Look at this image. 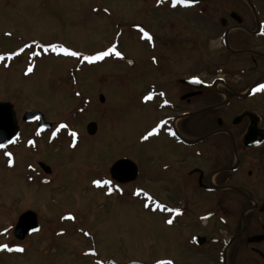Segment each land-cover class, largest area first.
Returning a JSON list of instances; mask_svg holds the SVG:
<instances>
[{
    "label": "rangeland",
    "instance_id": "374dc122",
    "mask_svg": "<svg viewBox=\"0 0 264 264\" xmlns=\"http://www.w3.org/2000/svg\"><path fill=\"white\" fill-rule=\"evenodd\" d=\"M135 1L0 0V55L22 49L17 61L0 65V100L13 105L22 125L17 143L0 150V245L12 249H0V264H158L183 258L178 228L147 210L143 198L145 189L158 196L160 191L145 178L143 136L155 115L143 103V48L127 31L138 17ZM49 46H55L51 53ZM113 47L119 56L84 59ZM30 109L55 127L39 132L36 124L26 125L22 117ZM91 121L98 124L94 135L87 132ZM156 149L159 156L162 146ZM122 157L138 163L135 182L110 177L111 165ZM96 180L111 183L98 186ZM27 210L37 213L41 227L18 240L14 228Z\"/></svg>",
    "mask_w": 264,
    "mask_h": 264
},
{
    "label": "flooded vegetation",
    "instance_id": "af4514ba",
    "mask_svg": "<svg viewBox=\"0 0 264 264\" xmlns=\"http://www.w3.org/2000/svg\"><path fill=\"white\" fill-rule=\"evenodd\" d=\"M132 4L127 31L143 48V103L155 115L145 178L160 191L143 198L178 228L183 258L172 264H264V0Z\"/></svg>",
    "mask_w": 264,
    "mask_h": 264
},
{
    "label": "water",
    "instance_id": "95a60500",
    "mask_svg": "<svg viewBox=\"0 0 264 264\" xmlns=\"http://www.w3.org/2000/svg\"><path fill=\"white\" fill-rule=\"evenodd\" d=\"M129 62L133 63L132 60H129ZM100 100L103 102L104 96L101 95ZM23 120L26 122L37 121L39 128L52 126V123L46 120L44 114L36 109L25 112ZM97 129L98 125L95 121L88 123L87 131L89 134L94 135ZM18 133L19 125L13 105L7 101H0V145H3V147L10 145L17 138ZM39 165L44 172H51V167L45 162L40 161ZM110 172L112 177L120 182L133 181L138 175L136 163L127 158L116 161L110 168ZM39 228L37 213L33 210H27L19 216L14 235L17 239L23 240L28 234L38 231Z\"/></svg>",
    "mask_w": 264,
    "mask_h": 264
},
{
    "label": "snow or ice",
    "instance_id": "6c2138e0",
    "mask_svg": "<svg viewBox=\"0 0 264 264\" xmlns=\"http://www.w3.org/2000/svg\"><path fill=\"white\" fill-rule=\"evenodd\" d=\"M177 2H179V3H183V4H190V3L192 2V0H173V3H174V4L177 3ZM144 37L147 38V39H151V36H150L147 32H144ZM53 48H54V50H55V46H53ZM62 51L65 52V53H68V54H70V55H72V56H79V55H80V53H77V52H70L69 49H67V48H63ZM112 52H115V48H114V47H113V48H110L108 51L98 52V53H96L94 56H85L84 59H85V60H88V61L100 60V59L104 58L105 56L109 55V54L112 53ZM115 54H116L117 56L120 55L119 52H115ZM3 58H4L3 56H0V60H2ZM29 71H31V69H29ZM194 79H195V78H194ZM260 87H261L262 89H264V85H261ZM150 96H151V94H149V97H145V99L150 98ZM62 127H63V125H62ZM155 132H156V129L153 128V129H152V132L149 133V135H151V134H153V133H155ZM53 135H55V133H53ZM73 135H75V133H73ZM143 138L146 139L147 137H143ZM29 143H32V141H29ZM0 147H3V145H0ZM7 155L11 156V153H7ZM11 163H12V161L9 160V164H11ZM93 183H95L96 185L99 186V185H101V184H110L111 181H107V180H105V181L96 180V181H94ZM157 207H158V208H163L164 206L158 204ZM173 211H177V212H179L178 209H175V210H173ZM167 223L171 224V223H172V220H168ZM0 249L12 250V249H10L9 246L6 245V244H5V245H0ZM16 250H18V251H23V249H22V248H19V247H17ZM159 264H172V262H171V261H168V262L161 261V262H159Z\"/></svg>",
    "mask_w": 264,
    "mask_h": 264
}]
</instances>
